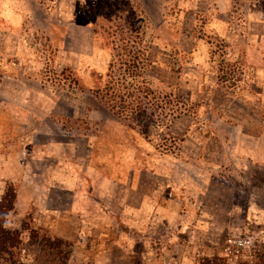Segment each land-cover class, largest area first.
I'll return each mask as SVG.
<instances>
[{"label":"rangeland","instance_id":"obj_1","mask_svg":"<svg viewBox=\"0 0 264 264\" xmlns=\"http://www.w3.org/2000/svg\"><path fill=\"white\" fill-rule=\"evenodd\" d=\"M1 156L0 199L16 193L5 224L20 232L24 264L44 259L31 231L65 233L81 199L99 235L69 232L68 264L124 244L130 223L146 225L144 209L157 256L254 260L264 251V0H0ZM70 176L84 181L67 191ZM20 190L38 223L20 216ZM164 222L182 226L178 248L168 237L162 246Z\"/></svg>","mask_w":264,"mask_h":264},{"label":"crops","instance_id":"obj_2","mask_svg":"<svg viewBox=\"0 0 264 264\" xmlns=\"http://www.w3.org/2000/svg\"><path fill=\"white\" fill-rule=\"evenodd\" d=\"M244 137H245V135L240 134L239 138H237V140H238L237 144L234 146V147H236V150L238 151V154L240 156H242V155L246 156V155H248V152L250 151L249 148H247L246 143L244 144L243 140L247 139ZM31 144H33V142ZM1 157L3 158V160H1V158H0V161H1V163H0V178L1 179H3V178L8 179L9 176L7 174V170L10 167H9V164L4 165L3 162H10V161L7 160L4 156H1ZM129 166L132 169V174L134 175L135 169H136V164H130ZM96 179H98L96 181V183L97 182L100 183L102 181L101 178H96ZM31 181L33 182V186H34L33 189H40V191L43 194L46 193L47 188L45 189L41 186L37 188L38 185H37L36 178H32ZM68 181L70 183V186L65 184L64 190L72 191V190H74L72 188V185H78V184H80V182L82 184L84 180L82 178H72L70 176ZM26 182L27 183L30 182V179L27 180V178H26ZM54 185H57V184H54ZM75 194H76V192H75ZM22 197H23V200H22ZM34 197H35V195H34ZM77 199L78 198H76V200ZM22 201H25V204L22 205V211L21 210L19 211L20 216H22V217H25L26 215L31 216V219L34 221V223H38L39 222L38 218H39L40 214L39 213L37 215L36 214L35 215L29 214L28 209H26L25 205H28V203H31L30 198L28 195L23 194L20 190L19 194H18V204H17L18 209L21 206ZM85 201L86 200L81 199L79 201L80 204L79 205L77 204L78 206L74 205V209H73V205H71L70 211H68V213L65 214L67 219L64 220V223H60L61 230L64 231L65 233L59 234L57 236L52 235V237L62 238L65 240H73L72 236H70V233L74 234L76 232L99 235L98 229H99L100 225L95 222V220L92 218V214L88 210L83 209L82 204ZM33 205L38 207L39 203L37 201H35V203H33ZM45 211L48 213L47 216H49L50 215L49 213H51V210L46 209ZM143 211H144L143 212V219L146 220V225L145 226L141 225L138 228L137 226H132L130 223V227H129V231H128L129 234L126 238L127 241L124 244H123V241H125V240H123V237H121L120 240L114 241V239H113V242H110L109 244H107V242H106V245L105 244L100 245V247L98 248V250L94 254V257L92 258L93 264H184L183 257H182L183 254H182L181 258H179L178 255L172 256V257H168L167 255L166 256H161V255L157 256V252L152 248V239H153L152 236L155 235L157 232H156L155 227H153L151 224H150L151 227L149 225V222L150 223L152 222L153 213H152V210H149V209H144ZM161 212L164 213L163 211H160V213ZM74 213H75L76 217H74V219H73ZM180 213L181 212L179 210H177L176 215H178ZM78 214H80V218H78ZM130 218H133V216H130ZM40 226L41 225L38 224V227H40ZM43 227H45V226H43ZM161 227H162L161 230H162L163 234H161L162 232H160L161 238H162V239H160V241H162L164 244L162 246H165L164 248H166V249L168 248V246H167L168 243H166V240H167L166 238L168 237L169 242L175 244V247L178 248L179 245H178L177 241L180 239L179 237L181 235H183V232L181 230L182 226L179 225L178 229H177L178 231L175 233H171L169 231L170 225H167L165 222L163 223V225H161ZM36 229H40V228H36ZM102 233H105V232H102ZM137 236H139V237H137ZM93 237H95V236L91 235L90 237H86V238H88V240L91 241V240H93ZM181 247H182V251H183L184 246H180V248ZM115 249H119L122 253H125L124 256H122V257L116 256L114 253ZM132 249L134 250L133 251V255H134L133 257L129 256L130 250H132ZM161 250H162V248L158 249V251H160V252H161ZM86 251L87 250H85V252ZM88 251H89V249H88ZM163 251H165V250H163ZM126 254H128L127 257H126Z\"/></svg>","mask_w":264,"mask_h":264},{"label":"trees","instance_id":"obj_3","mask_svg":"<svg viewBox=\"0 0 264 264\" xmlns=\"http://www.w3.org/2000/svg\"><path fill=\"white\" fill-rule=\"evenodd\" d=\"M15 200L16 193L12 188L0 199V264H24L21 260H15V250L23 244L20 232L7 229L5 224L9 213L14 210ZM41 232L42 229L31 231V241L39 245L40 255L44 258L35 260L34 264H68L72 255V243L62 238L42 237ZM242 264H264V251L255 252L254 260Z\"/></svg>","mask_w":264,"mask_h":264},{"label":"built area","instance_id":"obj_4","mask_svg":"<svg viewBox=\"0 0 264 264\" xmlns=\"http://www.w3.org/2000/svg\"><path fill=\"white\" fill-rule=\"evenodd\" d=\"M242 242H240V244H241Z\"/></svg>","mask_w":264,"mask_h":264}]
</instances>
